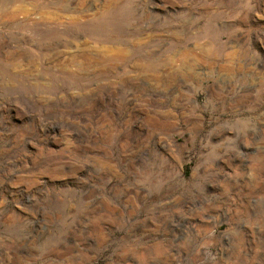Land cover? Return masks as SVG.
<instances>
[{
	"label": "rangeland",
	"instance_id": "rangeland-1",
	"mask_svg": "<svg viewBox=\"0 0 264 264\" xmlns=\"http://www.w3.org/2000/svg\"><path fill=\"white\" fill-rule=\"evenodd\" d=\"M235 120L264 135V0H0V264H264Z\"/></svg>",
	"mask_w": 264,
	"mask_h": 264
},
{
	"label": "clouds",
	"instance_id": "clouds-1",
	"mask_svg": "<svg viewBox=\"0 0 264 264\" xmlns=\"http://www.w3.org/2000/svg\"><path fill=\"white\" fill-rule=\"evenodd\" d=\"M222 127L228 128L230 131L236 133V139L241 140V143L245 144L249 147H256L258 150H264V135H261L259 139H250L247 135L248 129L245 123L241 120L235 121H224ZM255 134V130H253ZM233 141L229 140V143ZM239 155L243 156V153H239ZM264 160V156L261 157Z\"/></svg>",
	"mask_w": 264,
	"mask_h": 264
}]
</instances>
